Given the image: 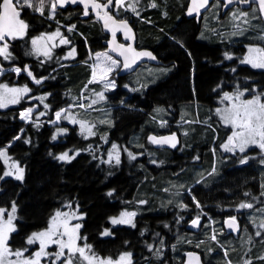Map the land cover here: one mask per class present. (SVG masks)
<instances>
[{"label":"trees","instance_id":"trees-1","mask_svg":"<svg viewBox=\"0 0 264 264\" xmlns=\"http://www.w3.org/2000/svg\"><path fill=\"white\" fill-rule=\"evenodd\" d=\"M147 2L148 4L145 6L144 2L133 4L137 16L142 18V21L136 25L139 43L146 48L149 45V48L164 61L176 63L177 68L170 75L162 76L156 72V79H140L139 75L132 74L128 78L119 79L118 85L113 90H106L96 83H89L91 74L89 66H65L53 71V67H57L62 62L49 65L48 62L40 58L35 59L29 52L32 49L28 47L30 38L50 32L57 26L44 19V16L49 13L48 2L44 6V14L41 15L34 14L35 12L31 8L21 10L20 18L28 25L26 34L24 37L16 39L5 37L4 41L9 46L10 58L5 59L4 56H0V64L3 68L18 67L25 70V63H31L28 70L34 79L46 77L42 84L37 85V87L47 86L51 94L48 99V116L44 118L46 121L53 120L55 111L70 105L72 98L77 101L76 105L86 102L88 109H95L97 102L102 101L96 93H102L109 104L107 106L112 107L110 110L113 126L108 131L110 142L107 148L113 143H119L120 140L124 142L128 138L135 137L134 135L139 130L146 134L147 130L149 132L157 129L156 123L153 120H148L149 116L172 124L182 123L187 119L196 120L195 117H182L181 110L187 106L192 108V113L194 107L198 108L201 120L212 123L215 129L223 133V130L227 129L226 127L210 121L203 115L216 107V105H212V96L214 97L212 89L219 84L220 76L224 74L222 68L214 67L210 63V59L219 58L224 46L219 47L194 41L193 35H196L197 26L182 16L185 1L147 0ZM34 4L36 5V3ZM153 4L155 7L152 6ZM217 10L218 8L215 11ZM239 12H247L248 16L235 18L234 14L238 16ZM229 14H233V22L225 23L231 25L224 24L222 20L225 18V14H221L219 20L222 22H213L211 29L218 33L240 29L232 34L233 54L240 56L245 51L247 44L253 45L254 41L261 40L260 35H264V22L255 6L245 11L233 9ZM70 26L75 27L76 33L73 32V35L78 38L80 48L84 49V39L87 40L91 52L100 47L99 38L101 35L97 23H76ZM175 33L185 35L184 44L196 62L193 81L194 91L199 101L198 105L186 103L193 95L189 89L188 58L176 45L163 42L166 35ZM243 76L254 80L252 83L259 81L258 85L264 88L262 72L253 70L240 62L237 66L234 65V86L237 81L241 82ZM139 80L149 82V85L145 88L140 86L137 88ZM2 82L10 85L26 83L34 90L37 88L23 73L17 75L11 71L5 72L0 77V83ZM86 85L88 86L87 90H83ZM79 91L85 94V101L79 99ZM29 105L21 103L16 107L0 110V150L6 149L11 156L23 163L26 170V178L23 183L14 179H6L4 178V166L0 159V177H3L0 179V208L8 210L12 203L17 205V232L11 235L9 242L12 248L22 244L30 233L46 227L51 216L57 210H64L70 204H76L80 211L86 215L80 233L95 252L105 256H114L119 250H131L136 252L135 264L179 262L183 247L180 244L181 241L190 238L194 242L204 237L206 231L187 234V230L183 226L179 227L175 217H169L170 211H165L161 215L156 214L153 208L159 202H163L160 199L162 194L148 192V196L143 199L147 208L137 217L135 228L117 229L113 232L114 237L104 238L103 230L108 226L109 219L116 215L117 209H119L118 204L129 201L131 198L129 196L131 194L133 196L134 191L137 190L138 177L126 174L123 170L117 171L119 173L113 175L112 167L103 164V152L92 148L87 140L77 139L79 137L75 133H71L65 142H52L54 126L38 122L36 118L34 122L28 124L19 119V110ZM158 109L160 111H157ZM184 127L196 128L195 142L204 143L206 141L207 145L210 144L213 134L211 130L205 129L208 128L207 126L190 124ZM22 130L23 133L19 139H16ZM136 140L138 139L136 138ZM72 142L80 151L67 163L59 162L56 155L64 152L65 146ZM202 150H204V146ZM72 152H68L69 155H72ZM192 152L195 153V149ZM191 154L188 156L190 157ZM205 154L210 165V155L208 152ZM184 156L185 159H188L186 155ZM218 156L217 161L223 169L219 173V179L215 181L217 188L211 190L217 192L216 197H218V200H215L211 206H216V213L221 217L223 214L229 213L228 206L224 204L227 202L224 200V193L234 192L236 195L243 193L248 188L256 190V182L251 179L250 168H233L228 171L232 167L230 166V155ZM167 160L177 162L181 160V157L175 152L168 153L167 151L151 154L148 181L151 182L149 185H153L159 191L168 184L169 181L166 178L174 175H168L162 167L160 168V164ZM255 168L259 177L264 175V166L261 168L257 164ZM191 171H180L174 175V179L181 181L182 175H191L193 174ZM158 180H162V182ZM186 180L187 178H182L183 182ZM149 189L153 188L148 186ZM157 200L159 202H156ZM159 207L162 206L159 204ZM243 244L249 245V242ZM223 246L226 250V257L232 264H264V259H260L264 257V247L252 249L251 247H242L238 242L234 245L223 244ZM201 249L202 251L198 252L202 257L204 254L208 264H228L221 249L212 243L201 244ZM208 250L213 253L210 254ZM208 253L209 259L207 260Z\"/></svg>","mask_w":264,"mask_h":264},{"label":"flooded vegetation","instance_id":"flooded-vegetation-1","mask_svg":"<svg viewBox=\"0 0 264 264\" xmlns=\"http://www.w3.org/2000/svg\"><path fill=\"white\" fill-rule=\"evenodd\" d=\"M47 0H45L46 2ZM185 1V5L187 3V0ZM50 7H51V13L50 18L45 17L44 19L48 21L51 24H56L57 26L54 27V29H57V27L65 25V28L63 29L62 38L67 39L69 43L67 44H61L58 49L64 50V54L66 58V61L68 66H77V65H86L89 66L88 62L90 60V55L93 53H100L104 52L107 53L108 56H111L112 59L117 60L119 63L116 65V70L114 71V83L115 87L118 85V80L121 78H128L129 75H118L121 71L122 62L112 55H110L107 52L106 49V42L108 41V36L103 34L100 30V47L98 49H95L96 51L91 52L90 48L88 47V42L86 39H84L83 47L84 49L79 47V40L76 38L70 30L71 24L76 23H87V22H95L94 17L92 16L91 11L89 10V14L86 16L84 15V7L80 4H67L63 7L58 6L55 8V10L52 9V4L55 3V0H49ZM97 3H107L108 0H96ZM144 2V6L148 4L147 0H124L123 6L117 7L115 3L110 6L109 15H112L117 20H126L130 23L132 28L135 30L136 34V44H135V50H141V49H147L151 51L157 59L161 61V63L157 66H151L148 65V68H158L162 72V76H167L172 73L174 69L177 68L176 63L174 62H166L164 61L158 54H155L153 50L149 48H146L145 46H142L139 43V37L137 34L136 25L142 21L135 11H132L130 8H128L129 4H136V3H142ZM213 0L210 3V8L206 11V14L210 11L212 12V17L210 18L211 24L214 22L212 21L213 18H215L217 21L219 20V16L221 14H225V18L222 20L225 25H227L225 22H227L226 17H230L231 14H229L230 11L227 13H223V5L222 10L218 8L216 10V6L212 7ZM181 5V3H180ZM183 8L182 16L185 18V20H188L189 22H192L195 26H197L196 35L194 36L195 42H203L208 43L211 45H218L219 47L224 46V49L221 50V54L219 58H212L210 59V63L213 64L214 67H220L222 68V73L219 84L212 89V93L214 97L212 96V105H220L221 103L224 104L225 101H222V97L225 92L234 95L237 90L244 92V97L242 99H250L254 96V91L262 92L264 93V88H261L260 82L257 81V83H252L254 80H250L247 77L243 76L240 81H237L236 85L233 84V78H234V65H238V63L241 62L243 59V54L240 56H235L233 54V40H232V34L231 31H222L220 33L214 32V29H211V24L209 26V32L203 33L201 30V27L199 25V22H196L195 19H186L185 17V6ZM256 6L252 5L251 7ZM250 7V8H251ZM235 9H240L238 6L233 7ZM249 8V9H250ZM211 9V10H210ZM211 14V13H210ZM41 15V14H39ZM100 15H103V12L100 13ZM204 16V15H203ZM202 19V18H201ZM70 24V25H68ZM99 26V25H98ZM183 26V25H182ZM182 26H180L182 28ZM75 29V27L73 26ZM100 29V27H99ZM206 37V38H205ZM186 40V37L184 34L181 33H175L173 35H166L163 42L169 43L171 45H176L180 51L184 52L186 57L189 61V89L191 90L192 97L189 101L186 103H193L198 105V97L194 91V81H193V75L195 72V60L192 57L190 51L186 48L184 41ZM117 41L126 45L127 43L123 41L122 36L119 35L117 37ZM73 49H75V54L73 56H69V52H71ZM85 50V51H84ZM87 50V51H86ZM246 50V48H245ZM84 51V52H83ZM225 53H227L231 58L228 59L225 57ZM216 60L217 62L213 63L212 61ZM55 62L52 61L49 63V65H53ZM31 63H25L24 68H30ZM145 64H141L137 71L144 68ZM58 67V66H57ZM57 67H53V71L57 70ZM91 68V66H89ZM92 69V68H91ZM136 71V72H137ZM228 71V73H227ZM135 72V73H136ZM262 72V77H264V71H258ZM133 73V74H135ZM132 75V74H130ZM140 87L142 84H146L148 82H139ZM149 85V84H148ZM142 86L145 88L146 86ZM247 90V91H245ZM51 97V95L49 94ZM49 97V99H50ZM228 102V101H227ZM229 105V102L227 106ZM56 112V111H55ZM53 113V115L55 114ZM204 117L208 118L210 121L217 123L219 125H224V123L221 121L219 116L216 113V107L212 108L209 113L204 114ZM195 117L196 120H193V124H199V125H205L212 132V139L210 144L207 145L206 141L204 143H198L194 140L195 135V127H177L175 124L169 123L168 121H162V123L165 126L163 129H159L161 126H157L158 128L156 130H153L152 132H148V134L145 137L146 145L144 147V150H146V158L148 159V169H145L139 162L133 161L132 159H129L126 157V151L127 154H129V151L127 148H130V146L127 144L129 138L125 140L124 142L122 140L119 141L116 145H118V148H120V163L117 164L116 162H104L103 164L107 165V167L111 166L113 169V175L116 173L118 174L121 170H123L126 174L129 173V175L137 176V186L141 185L142 183H145L144 180H148V171L151 166V154L158 153V152H164L167 151L168 153L177 154L181 157L180 161H163L160 164V168L164 170V172L168 175L176 174L178 172H183L184 170H192L193 174L189 175L187 180L177 188V190L173 193L178 194L179 201L171 202L168 200L170 195L172 194H166L164 195L155 188L149 189L148 192L151 194L159 193L160 199L163 200V202H159L154 208V212L158 215L163 214L165 211H170V216L174 218L176 222L179 224V227H182L187 230V234H193L195 232L200 231H206L204 237L200 240L197 239V241L212 243L213 245L219 247L223 253L224 259L228 262V264H232L228 258L226 257V250L223 246V244H231L234 245L236 242L239 243L242 247H251L254 248H263L264 247V228L260 227L262 223H264V175L258 176L259 173H256L255 166L259 164V166L262 168L264 166V151H261V149L258 146H249L245 149V152L241 153L240 151H237L239 149H234L232 152L226 151L222 145L227 142V137L231 135V127H228L227 130L224 129L223 133L219 132L217 129L214 128V125L210 122H205L201 120V117L198 114V108L196 109V112H193V116L188 118ZM158 119L157 117L149 116V121H155ZM159 120V119H158ZM188 120V119H187ZM191 120V119H189ZM183 123V122H182ZM179 124V123H178ZM190 124H187L185 126H188ZM172 126H175L176 128H173ZM202 129V128H201ZM204 129V128H203ZM170 133H175L178 138V144L176 147H170V148H161L154 145V143L150 142L148 137L149 136H155V137H161ZM110 142V140H108ZM204 146V150H202V147ZM108 146H105L107 148ZM105 148L99 147L100 152H104ZM125 149V150H124ZM195 149V153L192 151ZM192 152V154H191ZM206 152L210 155V165L207 160ZM191 156L189 157L188 155ZM230 155V166H232L228 171L239 168H250L251 169V179H254L256 182V190L252 188H248L243 193H238L234 195V192L228 194L224 193L225 199L227 202L224 204L228 206V212L226 214H223L221 217H219L216 213V206L212 207L211 204L214 203L215 200H218V197H216V193L214 191H211L215 187V181L219 179V173L221 171L222 166L218 163V155ZM188 157V159H185V156ZM128 159V160H127ZM241 160H246L245 163H241ZM115 163L116 165H114ZM209 165V167H207ZM117 171H119L117 173ZM173 176H168L167 180H175ZM257 176V178H255ZM135 178V177H134ZM258 180V181H257ZM160 181V180H158ZM178 181V180H177ZM150 184L151 182L148 181ZM245 193H248V195H245ZM231 195H234L231 197ZM132 198V194L129 196ZM130 198L129 201H123L122 203L118 204L119 209H117L116 215L113 217H119L122 212H135V217L132 218L133 224H119L116 227H110V223L108 222V226L104 228L103 233L105 229L109 228L111 231V235L104 237V238H112L114 237L113 232L117 229L121 228H129L134 229L135 223L137 217L141 214V211L138 209V206H140L139 203L132 201ZM245 198H247L245 200ZM159 199V200H160ZM220 199V198H219ZM157 200V201H159ZM222 200V199H221ZM241 203H247L251 204V208H240L239 205ZM159 204L162 207H159ZM199 205V206H197ZM80 211V209H79ZM81 212V211H80ZM84 217L83 220H85L86 215L84 213H81ZM148 214V213H147ZM235 218V224L232 226L231 229L227 228V222L231 223V219ZM198 219V227L192 230H188L187 226L192 223L193 220ZM84 226V223H82V227ZM236 230V231H235ZM82 231V228H81ZM80 231V232H81ZM259 232L260 235L258 236L256 233ZM215 237V239H213ZM244 242H249V245H244ZM90 245V244H89ZM91 246V245H90ZM35 247L31 246V250L33 251ZM92 251L100 257H107V258H115L116 256L120 255L121 252L127 251L131 254V264H135V255L136 252H133L131 250H119L116 255H101L97 252H95L91 246ZM184 255L181 256V264L184 262ZM42 259V258H41ZM119 260V259H118ZM183 260V261H182ZM8 264V263H7ZM41 264V260H40ZM57 264H61V262H58Z\"/></svg>","mask_w":264,"mask_h":264},{"label":"snow or ice","instance_id":"snow-or-ice-1","mask_svg":"<svg viewBox=\"0 0 264 264\" xmlns=\"http://www.w3.org/2000/svg\"><path fill=\"white\" fill-rule=\"evenodd\" d=\"M82 3L84 5V15L89 14V4H91L92 11L96 12L97 16L104 21V25L106 28H109L112 31L113 40L109 43L113 45L112 51H117L118 55L124 58L123 67L125 69H131L133 64L137 62L141 57H149L150 59H155L154 56L150 52L147 51H136L129 44L127 46L122 44L115 43V35L117 30H124L126 38H131L128 34L131 32V29L128 26L127 21L121 20L117 21L113 19L112 15H109L108 9L110 6L115 3L117 7L123 6L124 0H108L107 3H97L96 0H55V3L52 4V9L55 10L57 4L63 7L66 3ZM138 2V0H137ZM233 0H227V3H232ZM240 3L247 4L249 0H239ZM208 5V0H192L191 6L188 9V14L192 13L199 14L201 8H205ZM155 7V4L152 5ZM44 0H40V4L35 5L32 0H2L0 2V41H4L5 37L8 39H16L22 38L26 34V30L28 28L27 23L23 19L20 18L19 9L23 8H31L34 12H41L43 14ZM132 11H135V7L132 4L128 5ZM255 11V10H254ZM259 11L262 15H264V0H259ZM103 12L101 16L100 13ZM247 12H239V17H247ZM247 22V21H245ZM71 30V29H70ZM55 36H60V32L57 31L50 36H47L48 40H52ZM45 36L42 34L40 37L34 38L32 40L33 52L37 55L43 54L44 56H50V51L47 47L39 46V42L44 40ZM260 39L264 40V36H261ZM61 44H67L69 41L67 39L62 38L60 41ZM8 44L5 43L3 47H0V56H4L5 59L10 58V54L8 52ZM248 55L244 57L241 61L242 63L251 64L254 68H264V48L252 47L248 48ZM75 54V49L69 52V56H73ZM255 54V55H253ZM97 63L92 66V80L89 83H92L97 77V71L99 70L100 80L108 81V75L113 71L115 66L119 63L117 60L112 59L111 56H108L107 53H96ZM225 57L230 59L231 57L225 53ZM19 73L21 69L16 68L13 69ZM29 76L32 75L31 72H28ZM37 84L41 81L36 80ZM105 88L115 87V84L111 81L105 83ZM0 108L6 107L8 104H16L19 103L22 98V94L29 92L27 87L23 88H9L7 85L0 84ZM247 91V90H245ZM11 93L13 95L9 96ZM99 99L103 100L104 96L102 93H96ZM244 97V92L237 90V92L232 95L227 92L224 93L222 97V101H228L230 106L224 107L223 109L218 108L216 110L217 115L220 116L221 121L225 126L231 127V135L227 137V142L222 145V147L229 152H232L234 149H239L241 153L245 152V149L251 145L258 146L261 151H264V102H262L261 94H257L253 96L251 99H242ZM95 103V101H93ZM47 107V105H45ZM83 107V105H81ZM31 109L26 110L21 113V119H27L29 113H31ZM157 111H160L159 109ZM43 115V113H41ZM57 118L60 117V113H56ZM73 123H77L78 121L72 120ZM81 132L87 131L88 135H93L91 127H88L85 122H79ZM63 132L64 130H59ZM16 139H19L17 137ZM53 140L56 139V135H53ZM149 141L155 144H170L171 147H176V136L172 134L167 137L157 138L155 136H149ZM27 143V141H25ZM115 153V155H113ZM129 157L131 159H135L132 153L129 152ZM0 157L5 158L7 162L9 157H7L6 152L0 150ZM110 160L106 162H110L111 159H115L117 164L120 163V155L117 151V145H112V151L109 152ZM57 159L61 161H69L72 157L68 152H64ZM246 160H241V163H245ZM264 162V161H262ZM12 167L16 169L15 178L18 180L23 179L24 169L18 167L16 164H13ZM12 175L11 172H5L4 176ZM3 177H0L2 179ZM264 187V185H262ZM248 195V193H245ZM264 195V193H262ZM141 203H144L141 201ZM199 206V205H197ZM70 207V205H69ZM240 208H251V204L241 203L239 205ZM6 210L0 208V264H5L6 257L9 255H14L18 258L24 257V250H17L13 252L8 247L9 234L15 231V225L13 221L16 219V205L13 203L11 211L7 212V219H4ZM135 212H122L119 218H111V223L113 225L117 224H133L132 218L135 217ZM77 213L75 212H61L57 211L54 216H52L49 220L47 229L34 232L31 236L28 237L27 243L32 245L36 242H39V251L34 254V258H23L20 261V264H40V260L42 257L49 256L50 254L46 252V249L50 245H58L59 251L56 252L55 260L52 261V264H55L56 260H61V257L65 256V249H67L68 257L66 260L62 261L61 264H76L77 254H79V258L84 261H87L88 264H123L124 261L128 260L130 264V253H124L120 256L118 261H112L111 259H99L93 253L89 255L88 252L91 251V246L85 244L83 247L77 244V241L81 239L79 236V229L81 228V224L76 223L72 224L71 221L75 219H79ZM193 226L198 224V219L192 221ZM235 224V218L231 219V223H229V227H232ZM260 227L264 228V223L260 225ZM258 236L259 232L256 233ZM102 235H109V232L105 230ZM66 238V239H65ZM215 239V237H213ZM151 248V246H149ZM87 250V251H86ZM191 255V254H189ZM260 259H264L261 257ZM8 264H16L14 261H9Z\"/></svg>","mask_w":264,"mask_h":264},{"label":"rangeland","instance_id":"rangeland-1","mask_svg":"<svg viewBox=\"0 0 264 264\" xmlns=\"http://www.w3.org/2000/svg\"><path fill=\"white\" fill-rule=\"evenodd\" d=\"M181 1H183V0H181ZM22 2H23V0H21V3ZM32 2L33 3H36L37 6L40 4V0H32ZM47 2L49 3V13L45 17L50 18L51 17L50 16L51 7H50L49 0H47L46 2L44 0V6H45V4ZM215 6L217 8H219V9L222 10V3L220 1L213 0V4H212L211 9L213 7H215ZM23 9H30V8H23ZM23 9H19L18 8V11L21 12V10H23ZM43 10H44V7H43ZM38 13L41 14V12H38ZM43 14H44V12H43ZM232 16H233V14H231L230 17H226L228 23H232L233 22V19L234 18ZM211 17H212V12L209 11L207 14H205L204 16H202V19H201V21L199 23V25L201 27V30H202V32L204 34L207 33V32H209V26L211 24V20H210ZM212 21L219 22L215 18H213ZM143 22H145V21H143ZM220 22H222V21H220ZM227 25H231V24H227ZM64 28H65V25H63L62 27H60V29H57V30L52 29V31H50V32L43 33V35L45 36V39L39 42V46H41V47H45L46 46L47 47V49L50 51V56H48V57L44 56L43 54L37 55L36 53L33 52L32 40L34 38L40 37L42 34L30 38L29 41H28V47L30 49H32V51L29 50V52L32 55V57L35 58V59L40 58L43 61H46L48 63H50V62H52L54 60H57L56 62H66V59L65 58H67V57H65L64 50H59L58 49V47L61 45L60 41H61L62 34H64L63 33V29ZM238 30H240V29L232 30L230 34H235V32H237ZM57 31L60 32V36H55L52 40H48L47 39V36H50V35H52L53 33L57 32ZM260 36H264V35H260ZM4 44H5V41H2L0 43V47H3ZM252 44L253 45H249V44L246 45V50H245L244 55H243L244 57L249 54L248 53V48L250 46L264 48V40H262V39L259 40V41H254V43H252ZM100 53H104V52H100ZM253 55H255V54H253ZM89 57H90V63H88V64L92 68V66L97 63V57H96V54L95 53L94 54L92 53ZM244 57H243V59H244ZM243 64L249 66L253 70H256V71H264V68H254V67H252L251 64H246V63H243ZM13 69H16V67L3 68L1 66V64H0V77L5 72H9V71L14 72L17 75H20L22 73V71H20L19 73H17L16 71H13ZM115 70H116V66L113 69V71L110 72L109 75H108V81H111L113 83H114V71ZM28 72H29L28 70H25V74H28ZM156 72H157V74L158 73L162 74V72H161L160 69H157V68H148V66H145L141 70L137 71L135 74L136 75H139L140 76V79L141 78H144V79H149V78L156 79V77H155V73ZM91 75H92V73H91ZM54 79H56V78H54ZM92 79L93 78L91 77V80ZM53 81L54 80L52 79L51 82L53 83ZM108 81H101L100 80V74H99V70H98L97 71V77L93 81V83H96L97 85L101 86L103 89H106V90H112V89H114L115 87L114 88L113 87L105 88L104 85ZM148 83H146V84L143 83L142 86L148 85ZM0 84L7 85L9 88H23V87H27L29 89V92L22 94V98L20 99L19 103H16V104H8L6 107L0 108V110H6L8 108L16 107V106L20 105L21 103H26V104H30L29 105L30 107H25L24 109L19 110V113H18L19 114L18 117H19V119L21 121L25 122V124L26 123H32V122H34V119L35 118L38 120V122H45L46 121V120H44V118L48 116V108H49V106H48L49 105L48 99L50 97L49 96L50 93H49V90H48V87L47 86L37 87V85H39V84H37L36 82H34V86L37 87L34 90L33 88H31L26 83L10 85V84H7L5 82H2ZM138 84L140 85V83H138ZM142 86H141V88H143ZM0 91H3V90H0ZM79 93L82 96V92L79 91ZM257 94H261V96H262V102H264V93L258 92V91H254V96L257 95ZM8 95L11 96L13 94L9 93ZM83 95H85V94L83 93ZM67 97H69V96H67ZM85 100L86 99H85V96H84V100L83 101H85ZM76 103H77V101L74 98H72L71 99V105H69V107L73 111H69L70 108L65 107L64 110L60 112V119L57 118L56 120H53L52 122L51 121H47L46 122L49 126H54L55 127L53 129V132H52V137H53V135H56V139L55 140L52 139V142H54V143H57V142H65L66 139L71 135V133H75V135L77 134L78 137H79L77 139L82 140V138H83V139L87 140L92 148H97L98 149L99 147L105 148V146H108L109 145V143H108V131L112 128L113 121H112V114H111V110H110L112 107H108L107 106L109 104H108V102L106 100V97L104 96V99L101 102H97V104L95 106L96 107L95 109H88L87 106H86V102L83 103V104H78V105H76ZM227 104H228V102L225 101L224 104L221 103L220 105H217L216 106V110L218 108L223 109L224 107H227ZM45 105H47V107H45ZM81 105H83V107H81ZM228 106H230V105H228ZM28 109H31L32 110L31 113H29L28 118L27 119H21V113L22 112H25ZM193 112H196V108L195 107H194ZM41 113H43V115H41ZM192 114H193L192 113V108L190 106H187V107H185V108H183L181 110V115H182L183 118L184 117H186V118L187 117H191ZM219 118H220V116H219ZM73 119L76 120V121H78V122L77 123H73L72 122ZM79 122H85L88 127H91L92 132L94 134L93 135H88L87 131H85V132L82 133ZM155 123H156L157 126H161L159 129H163L166 126V125H164L162 123L161 120H158V119H156V122ZM187 124H193V121L188 119V120H185L183 123L175 124V126H177V127H183V126H185ZM226 127L228 128L230 126H226ZM61 129H63L64 131L63 132H60L59 130H61ZM152 131L153 130H150L149 132H152ZM147 134H148V130L146 131V134H144L141 130H139V132L134 135L135 137L129 138V140L127 142V144L130 146V148H127L128 151L130 153H132V155L135 157V159H132V160L133 161H136V162H139V164H141L145 169H148V159L146 158V150H144V147L146 145L145 137H146ZM136 138L138 140H136ZM113 144H116V143H113ZM67 145L68 146H65L64 152L73 151L72 152V155H70V156L71 157H75V154H77L80 150L78 149V147L73 142L70 143V144H67ZM253 146H255V145H253ZM2 150L5 151L7 157L10 158L6 162L5 161V158L0 157V159H1L2 163H3V166H4V173L5 172H11L12 173V175L4 176V178H6V179H14V180H16V181H18L20 183H23L24 180H25V178H26V170H25V167H24L23 163H21L19 160H17L13 156H11L6 149H2ZM111 151H112V145L109 148H105V150L103 152V161L104 162L110 160L109 152H111ZM117 151L120 154V151L121 150H120V148H118V145H117ZM237 151H239V150H237ZM64 152H62V153H64ZM62 153H58L56 155V157H58ZM113 155H115V153H113ZM126 157H128L129 159H131L129 157V155L127 154V151H126ZM57 160L59 162H61V163H67L68 162V161H61L59 159H57ZM111 161L112 162H115V159H111ZM106 163H108V162H106ZM13 164H16L18 167L24 169V174H23V179L22 180H18V179L15 178L16 169L14 167H12ZM113 164L116 165L115 163H113ZM188 177H189L188 174H183L182 175V178H188ZM182 178H181V181L168 180L169 181L168 184L165 185L162 188L163 191L161 189L162 192H160V193L164 195V193H166V194H172L173 192H175L177 190V188L181 185V183H183ZM144 182L145 183H142L141 185L138 186L137 190L134 191L133 196L131 198L132 201L137 202V203L140 204V206H138V209L141 212L147 208L146 205H145V203H141V201H143V199L146 196H148V186H149V188H155L153 185H149L147 179L144 180ZM160 182H162V180H160ZM179 182H181V183H179ZM177 196H178L177 193H173L172 195H170V197L168 198V200L171 201V202L179 201V198ZM156 202H159V201H156ZM12 205H13V203H12ZM12 205L10 206V208L8 210H6L5 215H4V219H7V212H10L11 211ZM59 211H61V212H70V213L71 212L77 213L78 217H80V218L79 219L72 220L71 223L72 224L79 223V224H81V228H82V223H83V218L84 217L82 216V214H81L82 212L79 211V208L77 207L76 204L75 205L70 204V207L67 206V208H65L64 210H59ZM55 213L52 216H54ZM15 216H16V219L13 221V223L15 225V231L9 234L8 247L13 252H15L17 250L27 249V251L24 252V257L23 258H34V254L37 251H39V242H36V243H34L32 245H29L27 243V239H28L29 236L32 235V233H30L28 236H26V238L24 239L23 243L20 244L18 247H13L12 248L10 246V244H9V242L11 241V235L17 232V226H18L17 225V205H16V213H15ZM119 217H116V216L113 217L112 216L111 218H119ZM111 218L109 219L110 227H116V226H118L119 224L113 225L111 223ZM48 223H49V221H48ZM47 227H48V224H47L46 227H44L43 229H41L39 231H36V232L43 231V230L47 229ZM81 228L79 229V236L81 237V239L77 241V244L79 246L83 247L85 244L89 245V243L81 235V233H80ZM105 230H107L109 232V235H111V232H110L111 230L109 228H107ZM109 235H103V237H107ZM180 244H181V246H183L182 247V251H181V256H182L188 250L202 251L201 244H207V242H205V243L202 242V241H194L193 242L190 238H187V239H183ZM31 246L35 247V249L33 251L31 250ZM203 249H205V248L203 247ZM58 251H59L58 245H50L46 249V252H48L50 255L49 256H46V257H42L41 264H52V261L55 260V255L54 254L56 252H58ZM208 252L210 254L213 253L210 250H208ZM93 253L94 252L92 251V249H91L90 252H88L89 255H92ZM124 253H128V252L127 251L121 252V254L118 255V256H116L115 258L100 257V256H97L95 253L94 254L99 259H105V260L111 259L112 261H118V259L120 258V256L122 254H124ZM209 253L207 254V257H206L207 260L209 259ZM67 257H68V253H67V249H65V256L64 257H61V260H56L55 261V264H57L58 262H62L64 260H66ZM23 258H18V257L14 256V255H9V256L6 257L5 264H7L9 261H14V262H16V264H20V261ZM203 258H204V262L207 263L206 260H205L204 254H203ZM130 262H131V256H130ZM76 264H88V262L82 260L81 258H79V254H77ZM96 264H98V261L96 262ZM123 264H129V261L126 260V261L123 262ZM169 264H181V260L179 262L178 261L177 262H173L172 261Z\"/></svg>","mask_w":264,"mask_h":264},{"label":"water","instance_id":"water-1","mask_svg":"<svg viewBox=\"0 0 264 264\" xmlns=\"http://www.w3.org/2000/svg\"><path fill=\"white\" fill-rule=\"evenodd\" d=\"M211 1L212 0H208V5L205 8H201L200 11H199V14L194 12L191 15H189L188 14V9L191 6L192 0H187L185 11H184V13H185L184 15H185L186 19H195L196 22H199L201 20L202 16L210 8ZM218 1H220L222 3V5H223V13H226L228 10L232 9L235 6H238L241 10H247L252 5H257V7L259 9V0H249V3H247V4L240 3L239 0H233V2L230 3V4L227 3V0H218ZM67 4H72V3H66L65 5H67ZM77 4H80V5H82L84 7V5L82 3L78 2ZM58 6H60V5L58 4ZM89 10L91 11L92 16L94 17L96 23L99 25L101 32L103 34L107 35L108 38H109L108 41L106 42L107 52L110 55H112L113 57H115L116 59H118V60H120L122 62L121 71L119 73H117V76L118 75H130V74H133L140 67L141 64L157 66V65H159L161 63V61L159 59H157V57L151 51H149L147 49H141V50H136V51H147V52H150L152 54V56L155 57V59H150L149 57H141L140 59L137 60V62L135 64H133L131 69H125L123 67L124 58L122 56L118 55L117 51H112L111 50L113 45H111L109 42L113 40L112 31H110L109 28H106L105 25H104V21L97 16L96 12L92 11L91 4H89ZM261 17H262V19L264 21V15L261 14ZM113 19L117 20L114 17H113ZM117 21H121V20H117ZM124 21H126V20H124ZM127 23H128L129 28L131 29V32L128 34L131 38H126L124 30H117L116 31V35H115V43L116 44H122V43L117 41V37L119 35H121L123 41L127 43L125 46L130 44L132 46V48L135 49V44H136L135 30L132 28V26L130 25V23L128 21H127ZM1 42L2 41H0V43ZM122 45H124V44H122ZM22 133H23V130L20 132L18 137H20V135ZM157 138H160V137H157ZM154 145L157 146V147H161V148L171 147L170 144H155L154 143ZM229 223L230 222H227V228L231 229L232 227H229ZM197 226H198V224L196 226H193V224L191 223L189 225V229H194ZM189 254H191V255H189ZM183 264H203L201 255L199 253L193 252V251L187 252L186 255H185V260H184Z\"/></svg>","mask_w":264,"mask_h":264},{"label":"bare ground","instance_id":"bare-ground-1","mask_svg":"<svg viewBox=\"0 0 264 264\" xmlns=\"http://www.w3.org/2000/svg\"><path fill=\"white\" fill-rule=\"evenodd\" d=\"M172 134H175V133H170V134H167V135H164V136H161V137H167V136H171ZM175 136H176V134H175ZM179 142H178V138H177V136H176V145L178 144ZM164 148H170V147H164ZM236 231V230H235Z\"/></svg>","mask_w":264,"mask_h":264}]
</instances>
